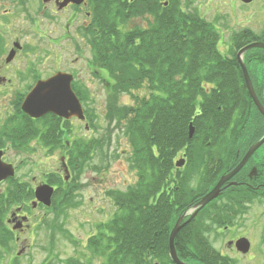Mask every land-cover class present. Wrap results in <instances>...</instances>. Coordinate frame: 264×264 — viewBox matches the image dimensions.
<instances>
[{
  "label": "trees",
  "instance_id": "16d2710c",
  "mask_svg": "<svg viewBox=\"0 0 264 264\" xmlns=\"http://www.w3.org/2000/svg\"><path fill=\"white\" fill-rule=\"evenodd\" d=\"M163 1L140 0V10L130 6L127 12L121 0H93L99 32L93 45L94 63L107 70L114 97L121 91L131 94L144 89L143 96H134V105L111 110V117L125 123L131 165L137 176L125 193H111L116 213L87 239L83 260H70L69 264H92L94 257L99 258L98 264H151L152 260L173 264L168 256V237L180 216L176 212L180 196L170 199L165 192H175L173 187L180 190L183 181L174 158L183 150L196 154L203 137L205 145L209 141L228 145L227 137L237 123L241 125L249 115L259 120L260 115L251 112L253 106L234 49L260 38L250 33L245 42L229 46V53L221 52L219 32L211 23L197 11L182 9L179 0H169L165 6ZM149 6L154 10L149 12ZM146 11L151 15L146 29L138 34L137 27H127ZM254 53L264 56V49H251L245 55ZM245 59L247 67L249 59ZM189 126L193 128L191 138ZM254 128L260 133L259 124ZM41 140L45 146L49 144V139ZM192 143L196 144L194 153L189 151ZM95 148V142L77 144V171ZM173 171L178 173L176 178ZM69 205L53 202L51 207L57 212ZM5 230L0 220V246L10 250L12 235ZM184 232L180 229L174 238L180 260H197L202 253L217 259V254L200 244V238Z\"/></svg>",
  "mask_w": 264,
  "mask_h": 264
},
{
  "label": "flooded vegetation",
  "instance_id": "af4514ba",
  "mask_svg": "<svg viewBox=\"0 0 264 264\" xmlns=\"http://www.w3.org/2000/svg\"><path fill=\"white\" fill-rule=\"evenodd\" d=\"M77 1L79 0H0V93L13 92L15 101V114L7 112L11 115L8 117L11 120L8 121L11 128L3 129L7 124L0 128L1 161L13 168V175L0 181V220L4 223L5 231L12 235V241L17 245L22 242L20 233L29 226L31 210L40 208L47 210L48 207L35 197L36 187L47 185L52 188L50 206L53 202L71 203L74 200L72 192L77 171L76 143L78 141L73 130L74 124H83V128L89 130L93 117L84 109L81 95L86 92V87L78 79L79 73L75 70L69 67L66 69L56 67L46 73L33 64L32 60L23 64V70L17 63L15 67L13 65L19 54L26 51L27 45L21 36L37 37L39 46L45 45V41L57 47L67 43L74 46L77 53L81 51L79 46L82 42L78 38L82 36L83 44L90 45L92 55L93 45L98 41L99 34L96 28L97 23H95V3L93 0ZM121 1L127 12L130 6H133L136 11L140 10V0ZM168 1H163V5H167ZM233 1L240 7H248L254 2V0L250 3H244L241 0ZM153 10L154 8L149 6V12ZM20 17L25 19V23L20 22ZM146 28L137 26L136 33L140 34L141 29ZM249 32L246 27L243 28L241 34H234L230 38L231 43L235 45L245 42ZM257 42H264V32ZM235 50L236 58L238 49ZM82 55L81 51L79 57L74 58L68 66L82 60ZM242 60L247 61L245 53ZM85 61L92 75L103 83L105 89H110L109 74L106 69L94 63V54L93 59L89 58ZM249 66L248 62L246 70L253 90L264 108V86L260 85L264 81V70L253 71ZM57 73L69 76V88L80 102L83 119L74 115L67 118L61 117L50 112L33 118L22 111L21 104L34 86ZM240 74L247 97L253 106L251 112L259 114V120L252 119L249 115L241 125L237 123L233 127V133L227 137L230 139L228 145L223 144L226 147L225 150L221 148L224 147L222 144L209 141L205 145L202 141L206 140V137H203L202 141L198 139L200 148H197L195 143H192V149L189 147L190 144L185 145L192 152L196 147V154L188 155L183 150L174 158V167L177 171L180 170L179 175L183 180L182 188L179 190L173 187L176 193L167 190L165 195L175 200H177L176 196H180L179 202L176 203V212H180L179 217L183 216L180 229L184 228V234L193 233L192 235L201 239L200 244H203L205 249L217 254L216 259L212 256L205 257V253H202L201 258L197 256V260H188L190 261L186 262L188 264H256L258 261L264 264V141L245 159L232 176L226 178L245 158L249 148L264 136V118L248 94L241 70ZM258 124L261 127L260 133H256L254 128ZM42 138L49 139V144L45 143V146ZM27 147L29 152H35L38 148L42 150L48 162L52 164L53 170L41 171L38 176H31L30 179L18 178L16 173L21 168L20 165L24 164L20 161V164L14 165L13 162L6 160L5 155L10 149L25 150ZM208 147L213 149L207 150ZM176 162H183V165L178 167ZM32 165L34 169L37 164L32 162ZM191 168L195 169L192 173ZM193 173L197 176V188L200 187V190L195 193L188 186L189 178L193 176ZM177 174L173 171L175 178ZM222 178L225 180L219 186L216 197L193 215V207ZM5 184L10 185L5 189L3 186ZM157 195L158 193L151 200H155ZM44 216L45 212L38 219H44ZM211 233L215 234L214 239L219 243V238L226 237L222 243L223 248L217 247L215 242L211 243L207 239ZM241 240L248 245L246 252H242ZM27 247L22 245L21 250H26ZM184 252H187L186 248ZM211 258L214 259L213 262Z\"/></svg>",
  "mask_w": 264,
  "mask_h": 264
},
{
  "label": "rangeland",
  "instance_id": "374dc122",
  "mask_svg": "<svg viewBox=\"0 0 264 264\" xmlns=\"http://www.w3.org/2000/svg\"><path fill=\"white\" fill-rule=\"evenodd\" d=\"M179 1L181 8L188 12L197 11L215 27L220 35L217 44L221 52L229 53L230 48L234 46L230 38L234 34H241L245 27L256 38H260L264 32V0H254L248 7H240L233 0ZM143 15L134 18L132 24L128 23L127 27H148V18L151 15L147 11ZM20 22L25 23V19L20 17ZM21 39L27 45L26 51L19 54L14 67L17 63L23 70V64L32 60L33 64L46 73L56 67L62 69L69 67L79 73L78 79L86 87V92L81 95L83 106L92 115L93 121L89 130H85L83 124H74L75 138L79 141L76 144L91 145L95 142L96 148L88 154V159L81 163V169L76 171L72 192L74 200L70 205L62 210H56L57 212L53 211L51 206L47 207V210L44 209L45 211L42 208L31 210L29 226L20 233L21 244L28 247L21 252L22 245L10 240V250L0 246V261L1 264H13V262L14 264H69L70 260H83L87 239L95 233L99 224L105 223L116 213L117 208L110 197L111 193H125L136 182L137 175L134 166L131 165L125 123L123 120L116 121L115 117H111V110L134 105V96H143L144 89L133 90L132 95L121 91L116 94L117 97H114L111 92L113 88L110 86V89H105L103 83L95 78L86 66L85 60L93 59V53L91 55L90 45L83 44L82 36L78 40L82 42L79 48L83 52V58L71 66L68 64L81 53V51L77 53L74 46L62 43L57 47L48 44L47 41H45L47 45L39 46L37 37L34 38L32 35L21 36ZM248 56L245 55V58L249 59L251 70L257 72L264 70V60L259 59V57L264 58L263 55L254 53ZM260 85L264 86V81ZM13 96V92L0 93V128L4 124L7 125L3 129L11 128L8 124V121H11L8 117L11 115L7 112L15 114ZM27 150L28 147L25 150L10 149L5 155L6 160L13 162L14 165L20 164V161L24 164L20 165L21 168L16 173L18 178L30 179L31 176H38L41 171L53 170L52 164L48 162L42 150L39 148L35 152ZM32 162L37 164L34 169ZM194 171V168L190 169L191 173ZM197 184V176L193 173L188 182L193 193L200 190ZM9 185L3 186L6 189ZM43 212H45L44 219L39 220ZM214 236L215 234L211 233L207 239L211 243L215 242L217 247L223 248L222 243L226 237L219 238V243L215 241ZM151 262V264L158 263L153 260ZM98 263L99 258L94 257L92 264ZM256 264H261V261Z\"/></svg>",
  "mask_w": 264,
  "mask_h": 264
},
{
  "label": "water",
  "instance_id": "95a60500",
  "mask_svg": "<svg viewBox=\"0 0 264 264\" xmlns=\"http://www.w3.org/2000/svg\"><path fill=\"white\" fill-rule=\"evenodd\" d=\"M80 1V0H79ZM77 1V2H79ZM244 3H250L252 0H241ZM252 48H259L264 49V42H252L249 43L242 48H240L236 53L237 61L240 65L244 82L248 91V94L254 103L257 110L260 112V114L264 118V108L261 105L260 101L258 100L249 75L247 73L246 67L242 61V54ZM22 111L27 114L30 117L38 118L48 112L53 113L55 115L61 116V117H69L71 115L76 116L79 119H83V112L82 107L74 95V93L69 88V76H67L64 73H57L51 78L41 81L34 88L30 93L26 95L24 98L22 104H21ZM193 134V128L192 126H189V137H191ZM264 141V136L261 140H259L257 143L253 144L248 152L245 155V158L241 161V163L232 171L230 174L226 176V178L232 176V174L239 169V167L243 164L245 159ZM1 155L2 152L0 151V181L6 179L9 176L13 175V168L9 164H5L1 161ZM183 165V162H176V166ZM225 180V178L220 179V181L216 184V186L208 193L206 194L193 208L194 213L193 215L201 208L203 207L207 202H209L211 199L216 197L218 188L221 185V183ZM52 194V188L47 185L38 186L35 189V197L37 200L44 203L45 206L50 205V196ZM183 216L179 217L174 224L168 238V254L171 262L173 264H188L185 262H182L178 259L175 247H174V237L181 228ZM242 242V252H246L248 249V245L244 240H241ZM19 254V253H18ZM157 264V263H154Z\"/></svg>",
  "mask_w": 264,
  "mask_h": 264
}]
</instances>
